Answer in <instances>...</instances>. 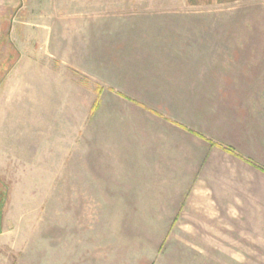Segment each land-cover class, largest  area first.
Returning <instances> with one entry per match:
<instances>
[{"label":"crops","instance_id":"crops-1","mask_svg":"<svg viewBox=\"0 0 264 264\" xmlns=\"http://www.w3.org/2000/svg\"><path fill=\"white\" fill-rule=\"evenodd\" d=\"M63 27L64 36L53 26L31 42V58L10 70L38 72L37 124L48 126V156L63 159L53 160L63 187L79 188L81 204L112 205L114 220L161 222L144 235L164 238L158 251L179 254L174 264H217L233 252L247 263L262 252L264 112L243 93L264 88L222 72H160L177 66L168 54L191 62L185 40Z\"/></svg>","mask_w":264,"mask_h":264},{"label":"rangeland","instance_id":"rangeland-1","mask_svg":"<svg viewBox=\"0 0 264 264\" xmlns=\"http://www.w3.org/2000/svg\"><path fill=\"white\" fill-rule=\"evenodd\" d=\"M215 1L0 0V264H174L179 254L158 251L164 238L144 235L161 232V222L114 220L112 205L81 204L79 188L63 187V166L53 163L63 159L48 156V126L37 124L38 72L10 70L31 58V42L53 26L64 36L68 23L103 37L185 40L191 62L168 54L177 66L160 72H222L233 85L264 88V0ZM243 94L264 112V92ZM240 256L217 264H264V250L247 263Z\"/></svg>","mask_w":264,"mask_h":264}]
</instances>
